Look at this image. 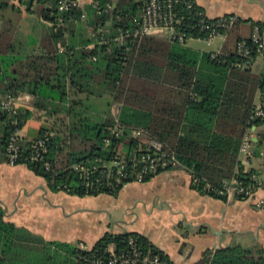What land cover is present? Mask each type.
Segmentation results:
<instances>
[{"label": "trees", "instance_id": "1", "mask_svg": "<svg viewBox=\"0 0 264 264\" xmlns=\"http://www.w3.org/2000/svg\"><path fill=\"white\" fill-rule=\"evenodd\" d=\"M9 1L0 0L2 20L8 8L19 12ZM17 1L25 6L27 14H36L50 26V35L44 38V53L22 58L12 41L17 26L11 20L2 21L0 103L2 98L14 99L24 93L32 101L23 111L0 112L4 125L0 162L8 163V143L15 136L18 150L14 165L25 166L42 178L50 191L76 197H114L124 185L137 180L142 165L132 160L140 158L148 140H155L163 151L175 156L178 168L190 173L191 188L201 194L225 201L206 186L218 191L223 180L233 177L244 186H256L255 171L243 168L238 155L252 129L258 138L253 158L258 157L264 143V131L260 130L264 117L254 112L259 95L264 113V68L260 72L252 70L260 55L264 59L262 22H245L250 23L251 35L242 38L233 35L244 23L236 20L226 34L221 53L215 54L186 46L188 40H204L210 27L219 21L207 19L192 0H177L173 6L181 19L175 34L183 36L182 44L166 37H131L147 0H116L113 6L108 0H93L100 8L110 5L107 13H97L93 2L82 10L59 13L58 0ZM186 2L192 3L190 9L185 8ZM82 12L86 14L84 21L80 20ZM202 26L208 27L204 33L199 31ZM99 30L107 40L105 45L94 42ZM219 33L223 34L222 30ZM120 34L122 41L115 42ZM65 37L71 42L59 52L56 42ZM239 44L249 50L248 58L238 56ZM260 45L262 48H257ZM104 95L109 96L110 107L119 106L115 119L109 112L103 118L93 116L84 103L86 97ZM33 110L47 112L56 122L51 129L41 128L35 140L26 141L17 137V132L31 120ZM114 129L116 136L112 134ZM38 140L44 141L45 151L34 161L33 146ZM119 162L124 174L120 179L118 167L113 166ZM168 170L158 169L141 178V183ZM25 234L29 236L6 219L0 203V264H29L32 253L36 254V264H92L94 259L107 264L110 249L118 260L138 258L133 264H139L144 256L156 257L157 264H172L147 238L136 233L105 234L87 252L68 244L39 243ZM130 239L135 242L137 258L128 246ZM31 242L42 245V251H32L28 245ZM196 264H264V253L240 247L213 254L206 251Z\"/></svg>", "mask_w": 264, "mask_h": 264}, {"label": "crops", "instance_id": "2", "mask_svg": "<svg viewBox=\"0 0 264 264\" xmlns=\"http://www.w3.org/2000/svg\"><path fill=\"white\" fill-rule=\"evenodd\" d=\"M108 1L112 6L116 2ZM192 1L210 20L232 15L244 22L233 32L242 38L251 35L250 23L245 22L264 24V0ZM92 2L87 0V4ZM9 3L18 9L21 19L28 18L18 1L10 0ZM3 19H0V29L2 21L11 20L6 11ZM37 21L44 29L37 36L32 33L24 35L25 31L20 36V29L16 28L12 41L17 55L22 58L40 55L46 50L43 43L44 38L50 35V26L38 17ZM75 33L79 34V31ZM225 41L222 38L218 52L209 53L220 54ZM261 41L264 46V33ZM70 42L69 37H65L56 42V48L62 52ZM263 68L264 59L260 55L252 64V70L260 72ZM5 99L2 98L1 102ZM14 100V113L25 110L32 101L26 93ZM84 103L98 118L109 112L115 119L119 112L118 105L109 106L108 95L100 98L89 96ZM260 105V96L256 95L255 108ZM55 120L45 111L33 110L31 120L17 132V137L33 141L41 128L51 129ZM3 126L0 122V136ZM260 130L264 131V128ZM253 138L257 143V131L251 130V142ZM256 143L252 142L254 151ZM238 158L243 168L255 171L253 180L257 189L249 199L234 196L222 201L201 194L191 188L190 173L180 168L161 172L148 182L124 185L114 197H76L50 191L45 181L25 166L0 162V203L6 219L25 231L33 241L68 244L85 252L91 251L105 234L136 233L147 238L172 264H196L206 251L213 254L233 247L264 253V143L257 158L240 154ZM28 245L32 248L37 246L33 242Z\"/></svg>", "mask_w": 264, "mask_h": 264}, {"label": "built area", "instance_id": "3", "mask_svg": "<svg viewBox=\"0 0 264 264\" xmlns=\"http://www.w3.org/2000/svg\"><path fill=\"white\" fill-rule=\"evenodd\" d=\"M17 1V0H16ZM22 2H31L37 3L41 0H19ZM177 0H147L146 4L142 9V14L140 16L139 21L137 22L134 30L131 33V37L134 39L145 37V36H158V37H166L167 39L173 40L176 39L180 44L184 42V38L182 35L176 36L175 28L181 24V19L178 17V14L175 12L174 7L177 4ZM182 3V1H181ZM87 4V0H58L57 11L59 13H64L67 11H71L72 9H83L84 5ZM92 6L97 10V13H107L108 10L112 9L110 5L106 8H100L97 2H93ZM192 7L191 2L185 3V8L190 9ZM208 19V18H207ZM80 20H86V14L84 12L80 15ZM210 20V19H209ZM236 18L232 15H229L227 18H219V21L211 26V30L207 33L204 41H212L216 37H221L226 39V34L233 28ZM207 26H202L199 28L200 33H204L207 31ZM219 30H222L223 34L219 33ZM129 35V34H128ZM98 36H101L100 38ZM94 42L96 44L105 45L107 40L103 38L102 31L93 36ZM123 36L120 34L119 37H116L114 41H122ZM254 42L259 40L258 34L256 31L253 33ZM262 45L257 48H262ZM237 54L242 58L249 57V50L244 47L243 44H239L237 46ZM94 60V59H93ZM15 100L12 98H7L3 102L0 103L1 112H7L14 114V105ZM262 105V104H261ZM261 105L255 109V115L259 117H264V113L261 110ZM112 134H117V130H112ZM136 136V134H135ZM145 150H141L142 154L138 160L133 159L132 162L137 166L142 165V169L137 173V180L135 182L141 183V178L144 176L155 173L158 169L165 170L167 168L175 169L179 167V163L176 161L175 156L173 154H169L166 151L162 150V145L155 140H148L145 144ZM33 156L32 159L34 161L38 160L45 151V143L42 140H38L33 146ZM17 145H16V137L12 136L9 140L7 147V156H8V164L10 166H15V162L17 160ZM253 144L250 140V133L248 136L244 138L242 141V145L240 148V155H245L247 157H253ZM118 167L117 177L120 179L124 177L122 162H119L116 165ZM45 167H48L45 164ZM79 169V167H78ZM82 172L86 170L81 168ZM107 177H110V169L106 170ZM87 173V172H86ZM193 180V177H192ZM208 191H213L217 196L225 197L226 199L233 198L234 196L241 197L243 199H249L253 196L255 190L257 189L255 185H247L244 186L241 182H237L233 177L228 180H223L221 189L218 191H214L208 185L206 186ZM135 242L133 240L128 241V246L133 253V257L137 258L138 253L134 248ZM110 259L107 264H117L120 262L121 264H133L137 262V259H117L112 254V249L109 251ZM92 264H102L98 259H94ZM158 259L156 257L150 258L148 256H144L139 259V264H157Z\"/></svg>", "mask_w": 264, "mask_h": 264}, {"label": "rangeland", "instance_id": "4", "mask_svg": "<svg viewBox=\"0 0 264 264\" xmlns=\"http://www.w3.org/2000/svg\"><path fill=\"white\" fill-rule=\"evenodd\" d=\"M21 9H25V6L21 5ZM6 15L11 18L12 22L11 24L14 25L15 27L17 26L18 29H20L19 35L25 31L24 35L28 33L35 34V36L42 34L44 32V29L42 26H39V23L37 21V15L32 13L28 14V18L26 20L21 19L20 15L18 14L17 11H12L10 8L6 10ZM21 34V35H22ZM20 35V36H21ZM186 45L196 51H201V52H218V50L221 48L222 45V38L221 37H216L210 42L202 41V40H188L186 42ZM260 60V59H259ZM258 61V60H257ZM260 62V61H259ZM258 62V63H259ZM259 98V97H258ZM104 109V107H103ZM102 109V110H103ZM257 161H254L256 164ZM32 248V247H30ZM42 245H37L34 246L32 251H37L40 252L42 251ZM29 257L30 258V263L29 264H36V254H31Z\"/></svg>", "mask_w": 264, "mask_h": 264}, {"label": "water", "instance_id": "5", "mask_svg": "<svg viewBox=\"0 0 264 264\" xmlns=\"http://www.w3.org/2000/svg\"><path fill=\"white\" fill-rule=\"evenodd\" d=\"M252 130H254V129H252ZM250 140H251V139H250ZM252 142L256 143V139L253 138V139H252Z\"/></svg>", "mask_w": 264, "mask_h": 264}]
</instances>
